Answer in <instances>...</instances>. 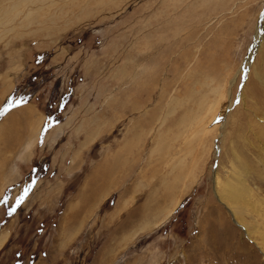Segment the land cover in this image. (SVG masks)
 I'll list each match as a JSON object with an SVG mask.
<instances>
[{
  "label": "rangeland",
  "instance_id": "1",
  "mask_svg": "<svg viewBox=\"0 0 264 264\" xmlns=\"http://www.w3.org/2000/svg\"><path fill=\"white\" fill-rule=\"evenodd\" d=\"M5 105L0 264H264V0H0Z\"/></svg>",
  "mask_w": 264,
  "mask_h": 264
},
{
  "label": "bare ground",
  "instance_id": "2",
  "mask_svg": "<svg viewBox=\"0 0 264 264\" xmlns=\"http://www.w3.org/2000/svg\"><path fill=\"white\" fill-rule=\"evenodd\" d=\"M228 185H230V183L229 182H227V183H225V184H223V186H222V189L219 191L218 190V194L217 195H219V197H220V199L222 200V199H224V200H226L227 201V198H229V199H231L230 198V196L228 195V193H226V187L228 186ZM240 186H241V184H240ZM243 186V185H242ZM234 187H232L231 189H233ZM229 189V188H228ZM230 189V190H231ZM237 189V188H236ZM243 189V188H242ZM241 189V190H242ZM2 191V190H1ZM228 191V190H227ZM229 192V191H228ZM233 192V191H232ZM232 192H231V194H232ZM247 192H248V190H247ZM239 193V192H238ZM246 193V192H245ZM240 194V193H239ZM234 195V194H233ZM241 195V194H240ZM235 196V195H234ZM233 196V197H234ZM218 197V198H219ZM234 199V198H233ZM228 202V201H227ZM230 205H231V207H232V211H233V213H234V215H235V217H236V220H237V222L240 224V225H243L242 227H244L245 228V225L244 224H242L240 221H243L241 218V210H240V208H238L239 207V205H237V206H235V205H233V204H231V202H228ZM234 203V202H233ZM240 220V221H239ZM248 231V230H247ZM7 237L5 236V235H3L2 237H1V239H0V246L3 244V242L5 241V239H6Z\"/></svg>",
  "mask_w": 264,
  "mask_h": 264
},
{
  "label": "trees",
  "instance_id": "3",
  "mask_svg": "<svg viewBox=\"0 0 264 264\" xmlns=\"http://www.w3.org/2000/svg\"><path fill=\"white\" fill-rule=\"evenodd\" d=\"M8 110V107H7V105H5L3 108H2V110L0 111V115L2 114V113H4L5 111H7Z\"/></svg>",
  "mask_w": 264,
  "mask_h": 264
}]
</instances>
